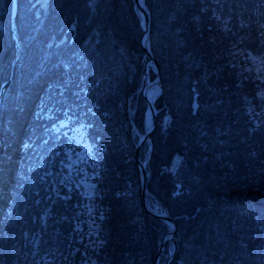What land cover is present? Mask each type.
I'll list each match as a JSON object with an SVG mask.
<instances>
[{"label": "trees", "instance_id": "16d2710c", "mask_svg": "<svg viewBox=\"0 0 264 264\" xmlns=\"http://www.w3.org/2000/svg\"><path fill=\"white\" fill-rule=\"evenodd\" d=\"M5 2L0 86L15 54ZM144 2L162 88L139 156L148 208L178 225L160 264H264V0ZM35 8L19 0L22 51L0 103V264H154L170 226L142 203L139 9L134 0ZM80 129L92 152L78 173L91 177V195L60 182Z\"/></svg>", "mask_w": 264, "mask_h": 264}, {"label": "water", "instance_id": "95a60500", "mask_svg": "<svg viewBox=\"0 0 264 264\" xmlns=\"http://www.w3.org/2000/svg\"><path fill=\"white\" fill-rule=\"evenodd\" d=\"M135 1V6L139 9L140 16L142 18V27H143V33L140 37V45L144 51V53L147 55L148 60L145 63V70L144 74L142 76V84L138 91L142 92L143 99L147 105V110H146V116L150 114V118H147V126L145 128V132L140 135L139 141L136 146V161L140 169V176H141V195H142V203L145 211L153 216L156 217L160 220H163L164 222L168 223L170 228L168 232L161 238V240L158 243V249H157V254L155 258L154 264H160V258H161V252L163 248L165 247L167 242H173L175 239V235L178 231V225L177 222L174 218L171 216L167 215L164 212H157V211H152L148 208L147 201H146V190H147V182H146V165L147 161H141L140 159V149L142 145L146 141L151 140V136L157 126V115L158 111L155 106V99L158 95V92L154 93L153 96L150 95L151 91H159L162 88V83H161V72H160V67L157 63V60L151 50L150 46V21L147 13V7L145 5L144 0H134ZM18 8H19V0H11V14H10V29L12 33V38L15 41V54L11 62V67H10V73L8 78L2 82L0 86V103L2 101V98L4 96V93L7 89V87L10 85L13 74L18 62V59L21 55L22 51V44L20 41V36L18 32V27H17V14H18ZM152 64L153 67L155 68V77L154 79H150L149 77V69L148 65ZM2 149V143H1V136H0V152ZM172 257V255H171Z\"/></svg>", "mask_w": 264, "mask_h": 264}, {"label": "rangeland", "instance_id": "374dc122", "mask_svg": "<svg viewBox=\"0 0 264 264\" xmlns=\"http://www.w3.org/2000/svg\"><path fill=\"white\" fill-rule=\"evenodd\" d=\"M34 7L36 5L39 6V8H35L38 13L46 7L47 0H30ZM6 7L5 0H0V12H3ZM2 22L0 19V26H2ZM92 42V40H91ZM93 43V42H92ZM94 44V43H93ZM257 71L260 72V74H264V65L261 63H257L256 65ZM66 123H68L66 121ZM64 127L65 122L61 123ZM61 126L58 128L60 129ZM72 136L75 140L76 145H81L80 150H76L75 154L71 156V161L67 164V172L64 173L62 179L60 182H63L67 184L68 188L71 189L72 185L75 183L76 185L83 184L85 191L88 193V195L93 194V184L91 182V177H88L87 175L85 177H81L79 175V171H85V166L89 164V159L86 157L88 154L92 152V147L88 145L85 140L83 139V131L75 130V132L72 133ZM87 168V166H86ZM57 192L59 191V188H56Z\"/></svg>", "mask_w": 264, "mask_h": 264}, {"label": "bare ground", "instance_id": "6f19581e", "mask_svg": "<svg viewBox=\"0 0 264 264\" xmlns=\"http://www.w3.org/2000/svg\"><path fill=\"white\" fill-rule=\"evenodd\" d=\"M156 92H158V90H157V91H155V90H154V91H151V92H150V95L153 96L154 93H156ZM147 118H150V114H148Z\"/></svg>", "mask_w": 264, "mask_h": 264}, {"label": "snow or ice", "instance_id": "6c2138e0", "mask_svg": "<svg viewBox=\"0 0 264 264\" xmlns=\"http://www.w3.org/2000/svg\"><path fill=\"white\" fill-rule=\"evenodd\" d=\"M261 95H262V97H264V93H262Z\"/></svg>", "mask_w": 264, "mask_h": 264}]
</instances>
